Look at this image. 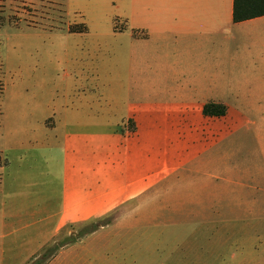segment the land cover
<instances>
[{
  "label": "crops",
  "instance_id": "obj_1",
  "mask_svg": "<svg viewBox=\"0 0 264 264\" xmlns=\"http://www.w3.org/2000/svg\"><path fill=\"white\" fill-rule=\"evenodd\" d=\"M124 3L109 95L41 117L0 176V264L110 214L41 264H264V15Z\"/></svg>",
  "mask_w": 264,
  "mask_h": 264
},
{
  "label": "rangeland",
  "instance_id": "obj_2",
  "mask_svg": "<svg viewBox=\"0 0 264 264\" xmlns=\"http://www.w3.org/2000/svg\"><path fill=\"white\" fill-rule=\"evenodd\" d=\"M124 5V0H0L1 177H8V166L20 160L17 149L39 129L41 117L81 97L97 106L109 95L112 60L107 51L122 48ZM112 217L70 226L44 250L54 254ZM178 234L162 237L178 242Z\"/></svg>",
  "mask_w": 264,
  "mask_h": 264
},
{
  "label": "trees",
  "instance_id": "obj_3",
  "mask_svg": "<svg viewBox=\"0 0 264 264\" xmlns=\"http://www.w3.org/2000/svg\"><path fill=\"white\" fill-rule=\"evenodd\" d=\"M260 15H264V0H233L234 21L244 20L247 18L260 16ZM203 112L209 115H219L224 112V108L223 106H219L210 102V103H206L203 106ZM50 255L51 254L49 253L48 250H44L42 251V253H40V255L37 258L32 260L29 264H41Z\"/></svg>",
  "mask_w": 264,
  "mask_h": 264
}]
</instances>
